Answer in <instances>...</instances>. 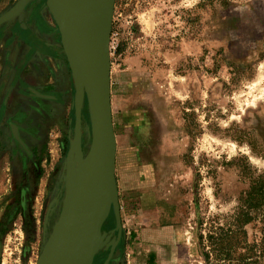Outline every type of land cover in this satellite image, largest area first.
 <instances>
[{"label":"rangeland","instance_id":"rangeland-1","mask_svg":"<svg viewBox=\"0 0 264 264\" xmlns=\"http://www.w3.org/2000/svg\"><path fill=\"white\" fill-rule=\"evenodd\" d=\"M106 8L116 171L160 161V264H206L200 233L264 175V0ZM77 105L84 159L94 133L87 95L47 0H0V264H36L58 220L76 177ZM114 217L92 264H147L140 222L127 219L131 232L117 242ZM172 225L182 227L173 263ZM245 229L233 260L264 264V209Z\"/></svg>","mask_w":264,"mask_h":264},{"label":"water","instance_id":"water-1","mask_svg":"<svg viewBox=\"0 0 264 264\" xmlns=\"http://www.w3.org/2000/svg\"><path fill=\"white\" fill-rule=\"evenodd\" d=\"M47 5L59 27L65 45L74 55L80 71L89 110L93 121V138L86 162L94 161L97 168L89 175L76 174L69 185L58 220L36 264H61L67 246L76 237L88 210L105 201V215L98 226L102 227L113 211L117 231L116 241L123 234V222L116 176L117 143L111 101V48L109 28L98 35L97 44L90 41L76 12L74 0H47ZM77 131L80 140V106L76 107Z\"/></svg>","mask_w":264,"mask_h":264},{"label":"crops","instance_id":"crops-1","mask_svg":"<svg viewBox=\"0 0 264 264\" xmlns=\"http://www.w3.org/2000/svg\"><path fill=\"white\" fill-rule=\"evenodd\" d=\"M119 200L121 206V215L123 222L124 238L131 232L127 219L135 218L136 223H139L143 244L150 247L147 264L155 261L160 264V212L161 201L160 196V161L152 159H143L140 166L131 169L129 166L122 165V168H117L116 171ZM137 219V220H136ZM115 220V217H114ZM116 226V221L114 223ZM182 227L172 225L170 229L174 233V239L169 245V260L173 263L177 258L176 244L178 235ZM111 232L112 229L110 228ZM188 242L189 260L192 252L194 239L191 242L190 237L187 241L183 239L182 243ZM180 243V242H179ZM195 245V243H194ZM195 251V248L193 249ZM153 258V259H152Z\"/></svg>","mask_w":264,"mask_h":264},{"label":"bare ground","instance_id":"bare-ground-1","mask_svg":"<svg viewBox=\"0 0 264 264\" xmlns=\"http://www.w3.org/2000/svg\"><path fill=\"white\" fill-rule=\"evenodd\" d=\"M74 2L76 12L82 20L83 29L87 38L94 44H97L98 35L107 26L106 13H108V9L106 7L108 0H74ZM66 48L75 73L81 82H83L74 55L68 45H66ZM69 162L76 174L81 177L89 175L97 168L94 161L86 162L81 157L79 139H75L71 144ZM105 205V201H101L86 212L77 230L76 237L67 246L63 254L61 264H92L94 254L100 247L99 235L101 231L98 230V226L105 215Z\"/></svg>","mask_w":264,"mask_h":264},{"label":"trees","instance_id":"trees-1","mask_svg":"<svg viewBox=\"0 0 264 264\" xmlns=\"http://www.w3.org/2000/svg\"><path fill=\"white\" fill-rule=\"evenodd\" d=\"M118 51H121V48ZM262 209L264 175L252 179L250 187L240 196L237 209L224 217L225 222L221 225L211 223L206 235L200 233V241H205V247H208L204 251L206 264H214L211 263L214 256L227 259L230 264H238L244 258V253H240L235 262L232 258L233 252L243 242L247 233L246 224L253 221Z\"/></svg>","mask_w":264,"mask_h":264}]
</instances>
